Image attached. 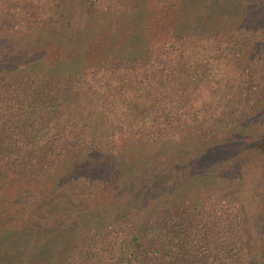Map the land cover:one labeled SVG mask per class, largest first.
Returning a JSON list of instances; mask_svg holds the SVG:
<instances>
[{
    "label": "trees",
    "instance_id": "obj_1",
    "mask_svg": "<svg viewBox=\"0 0 264 264\" xmlns=\"http://www.w3.org/2000/svg\"><path fill=\"white\" fill-rule=\"evenodd\" d=\"M40 1L42 5L34 0H0V7L8 9V13L0 12V97L6 98L0 99V122L4 123L0 125L4 139L0 141V264H264L263 253L243 256L230 251L239 250L235 244H228L229 251L216 257L183 253L187 246L196 248L198 240L181 236L193 231L197 215L209 212L193 203H186L179 213L174 211L181 196H171L169 204L163 202L164 223L142 220L138 214L131 221L96 226L110 212L130 211L145 199L157 202L166 192L155 188L154 182L140 180L158 174L148 163L140 177L129 174L114 181L110 158L116 130L108 123L112 105L105 97L108 88L105 92L81 83L85 74L93 78L101 74L107 81L116 65L125 69L122 76L133 75L128 69L135 65L162 70L142 73L151 77L169 65L179 70L193 58L205 60L200 52L212 39L213 44L239 42L238 36L233 40L231 35H237L242 24L264 27V0ZM18 10L23 11L18 14ZM252 44L264 47V37H254ZM167 78L161 80L172 87L182 84L174 76ZM74 89L77 96L85 95L81 106L71 100L76 96ZM162 92L149 104L173 96ZM20 94L41 99L34 104L17 102ZM129 98L138 106L139 93L132 91ZM7 99L13 105H7ZM33 106L46 111L47 121L54 126L37 123L28 129L30 125L24 124L12 133L2 115L19 110L20 117L31 122ZM261 110L243 113L219 137L196 133L204 140V149L192 151L186 162L210 154L216 165L192 182L213 177L218 166L222 170L235 166L239 154L252 143L261 145L254 154L264 164V123L251 121L257 115L264 121ZM158 118L161 115L146 123L159 122ZM130 119L143 120L139 110ZM254 127L258 132L254 133ZM226 148L241 151L226 157ZM220 153L223 157L215 158ZM124 167L119 164L118 168ZM213 181L230 183L220 175ZM128 186L132 192L125 189ZM169 212L175 218L167 221ZM179 218L187 219L181 220L184 229ZM242 247L253 248L248 241Z\"/></svg>",
    "mask_w": 264,
    "mask_h": 264
},
{
    "label": "rangeland",
    "instance_id": "obj_2",
    "mask_svg": "<svg viewBox=\"0 0 264 264\" xmlns=\"http://www.w3.org/2000/svg\"><path fill=\"white\" fill-rule=\"evenodd\" d=\"M34 1L38 5L43 4L40 0ZM22 11L18 10L17 13ZM0 12L8 13V9L6 7L3 9L1 6ZM235 34L237 35H231L233 36L231 39L234 40L238 36L239 42L224 41L213 44L212 39L208 43L209 47L200 52L206 55L205 60L199 58V61L193 58L187 66L179 70L177 66L169 65L166 66L165 72L147 77L146 74H142L146 69L162 70L153 66L145 68L142 65H135L128 69L135 72L133 75L122 76L121 71L125 69L116 65L107 81L101 74H98L97 78L88 74L83 76L86 79L81 83L99 86L105 92L108 90L105 97L112 101L108 123L116 130L113 139L114 151L110 158V163H113L115 168L114 181L117 183L118 176L120 180L130 177L129 174L136 175L134 178L140 177L142 173H146L143 167L148 163L158 174L154 177L141 176L140 180L144 179V183L150 185L154 182L155 188L166 192L157 202L145 199L130 211L125 209L123 212L119 211V214L110 212L99 223H95L96 226L108 227L116 222H124L128 218L131 221L138 214H141L142 220L164 223L163 202L169 204L172 200L171 196L175 198L181 196L175 203L174 211L179 213V208L186 209V203H193L203 205L209 212L197 215L194 221L199 224L193 222L191 226L193 231L189 230L188 234L181 236L191 237L188 238L191 240L195 236L198 240L194 242L195 245L198 244L196 248L187 246L183 253L216 257L229 251L230 247H226L228 244H235L239 250H230L233 253L240 252L243 256L251 253L264 254V164L261 162L263 159L259 160L254 154L261 145L255 143H252L254 146L246 145L242 154L239 152L241 148L233 150L226 148L228 151L224 154L226 157L240 153L239 163L235 166L227 164L229 169L224 170L218 166L214 176L203 182L192 181L216 165L211 163L213 160L211 155L208 154L201 160L193 159L192 163L186 162L191 159L192 151L204 149L205 142L197 137V132L208 138L219 137L222 132L233 127L237 123L234 119L239 118L243 113L262 112L260 109L264 108V47L260 48L258 44H252L254 37H264V27L242 24L241 29ZM170 70L173 74H169ZM166 76L169 80L174 76L182 84L172 87L168 82H162V77L166 78ZM74 91L73 94L76 96L71 100L81 106L85 102L83 98L85 95L80 93L77 96V91L75 89ZM132 91L140 94L138 106L130 101L129 93ZM162 91L169 94L172 92L173 96L171 97L170 94V98L166 101L150 105L151 100ZM0 99L6 101L4 97ZM40 99L38 96L22 94L15 98L17 102L27 104L37 103ZM6 103L13 105L11 99H7ZM137 110L143 120L133 122L130 119L131 113ZM30 113L37 119L34 120V116H31V122L25 121L20 117L22 113L19 110H11L2 116L12 127V133L14 129L24 124L25 127L30 125L28 129L34 128L37 123L54 126L47 121L46 111H36L33 106ZM159 115H161V118H158L159 122L146 123ZM251 121L256 125L258 122L264 123L258 115L253 116ZM0 125L3 126L4 123L0 122ZM151 126L157 128L150 129ZM253 130L254 133L258 132L255 127ZM50 139L52 138H48ZM0 141L4 139L0 137ZM31 141H34V138ZM219 157L222 158L223 155L215 156V158ZM195 161L200 162L194 165ZM119 164L125 167L119 170ZM172 166L173 169L168 170V167ZM119 171H122V175ZM218 174L230 183L222 182L221 185L219 181H213L219 177ZM125 189L132 192L131 186ZM175 190L178 192L173 193L172 191ZM98 195L103 196L102 193ZM241 206H244L243 217H240ZM174 218L173 212L167 214V221ZM181 220L186 222L187 219L178 220V224L184 229L185 225ZM246 241L253 247L251 251L242 247ZM254 241L255 247L252 245Z\"/></svg>",
    "mask_w": 264,
    "mask_h": 264
}]
</instances>
